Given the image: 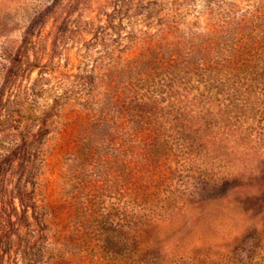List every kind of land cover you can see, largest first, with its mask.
Instances as JSON below:
<instances>
[{"label": "rangeland", "instance_id": "rangeland-1", "mask_svg": "<svg viewBox=\"0 0 264 264\" xmlns=\"http://www.w3.org/2000/svg\"><path fill=\"white\" fill-rule=\"evenodd\" d=\"M44 110L35 264H264V0H0V119Z\"/></svg>", "mask_w": 264, "mask_h": 264}, {"label": "trees", "instance_id": "trees-1", "mask_svg": "<svg viewBox=\"0 0 264 264\" xmlns=\"http://www.w3.org/2000/svg\"><path fill=\"white\" fill-rule=\"evenodd\" d=\"M117 13L119 7L117 6ZM113 24H110V28ZM0 119V264H35L47 240L48 216L39 203L43 149L53 132L54 115L10 112ZM31 250L14 256V245Z\"/></svg>", "mask_w": 264, "mask_h": 264}]
</instances>
